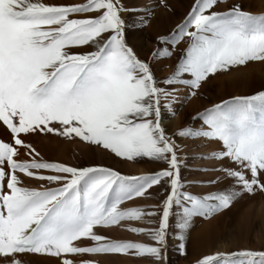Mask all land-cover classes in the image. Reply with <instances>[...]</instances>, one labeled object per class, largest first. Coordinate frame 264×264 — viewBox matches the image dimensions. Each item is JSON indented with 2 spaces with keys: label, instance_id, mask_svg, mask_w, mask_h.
<instances>
[{
  "label": "snow or ice",
  "instance_id": "snow-or-ice-1",
  "mask_svg": "<svg viewBox=\"0 0 264 264\" xmlns=\"http://www.w3.org/2000/svg\"><path fill=\"white\" fill-rule=\"evenodd\" d=\"M222 2L194 0L176 29L159 37L161 45L170 44L173 49L181 42L187 45L173 74L162 81L164 85H185L195 96L211 74L264 61V13H250L239 4L216 10ZM124 11L129 9L121 0L71 5L0 0V123L13 134L15 145L35 153L21 134L74 135L128 161L149 158L168 165L154 174L123 175L107 167L77 168L35 157L21 162L15 159L17 147L0 141V255L13 256L11 264H22L15 255L23 253L63 256L61 264H74L66 258L69 255L130 252L161 261L174 206L178 209L176 238L181 241L178 250L185 254V233L193 218H211L244 192H264V91L206 108L193 117L202 122L200 129L184 127L175 134L221 142V149L206 158L229 164L214 168L223 177L207 183L217 184L224 178L234 181L204 195L184 191L183 160L162 125V108L171 111L179 90L160 86L150 63L128 45ZM84 13L97 15L74 18ZM85 46L94 50L73 51ZM172 55L169 47H161L152 57ZM40 170L54 174L44 175ZM17 173L57 186H23ZM162 184L168 194L153 210L121 207ZM145 216L158 217V226L128 230L146 233L154 245L112 240L95 231ZM84 239L94 245H82ZM198 264H264V251L216 253Z\"/></svg>",
  "mask_w": 264,
  "mask_h": 264
},
{
  "label": "rangeland",
  "instance_id": "rangeland-1",
  "mask_svg": "<svg viewBox=\"0 0 264 264\" xmlns=\"http://www.w3.org/2000/svg\"><path fill=\"white\" fill-rule=\"evenodd\" d=\"M43 2L71 5L86 3V0H43ZM121 3L126 9H129V11H124L121 14L126 25V42L136 51L141 60L150 63L155 78L161 82L160 86L179 90L176 102L171 105V111L162 108V125L166 133L175 140L178 146L177 155L183 160L180 174L182 182L186 185L184 191L194 195H204L232 185L234 181L231 178H224L213 185L207 183L217 177H223V172L213 169L220 167L221 164L228 165L229 162L206 158V151L203 147L207 145L203 147L202 145L205 140L212 145L214 144L216 146L214 151H217L221 149V142L207 138H184L175 134L184 127L200 129L202 122L194 121L193 117L206 108L237 96H250L264 91V61L248 62L244 66H236L226 71L211 74L196 90V95L191 96L192 89L185 85L169 86L162 83L166 77L173 74L187 45L181 42L173 49L170 44L161 45L159 37L169 36L176 29L177 25L188 16L194 0H121ZM234 4L241 5L244 10L253 14L264 13V0H223L216 10L224 11ZM96 15L97 13H84L74 18H89ZM161 47H169L173 51V55L170 58L154 59L152 57L153 52ZM93 50L94 47L92 46L73 49L77 52ZM180 89L183 91L180 92ZM173 111L175 115L172 114ZM52 126L61 127L59 124ZM204 127L206 129V126ZM20 138L25 144H30L31 148L35 149V153H39V156H35V153H32L29 148L15 145L13 134L5 125L0 123V141L8 142L17 147L18 155L15 159L21 162L30 161L35 157L37 160L58 162L77 168L107 167L123 175L154 174L168 167L164 162L149 158H136L133 161H128L74 135L72 138H67L55 133L36 131L21 134ZM196 162L198 163L195 164ZM230 166L235 167L234 164ZM5 170H8L7 165H5ZM40 173L44 175L54 174L47 170H40ZM17 174L22 179L23 186L37 189L41 185L45 187L57 186L27 177L23 173ZM166 187L163 184L155 186L149 190V194L145 197L126 201L121 207L124 209L142 207L145 212L151 211L153 210L152 206L162 204L168 194L165 191ZM5 191H7L6 188ZM259 202L264 203V192L259 190L255 194L244 192L229 208L211 218L199 216L193 218L190 229L185 233V254H181V251L178 250L181 241L176 238L179 233L176 227L178 209L174 206L173 214L170 216L167 246L164 249L165 259L161 261L150 256H139L134 252L128 254H76L66 258L73 260L74 264L88 261H95L97 264H198V261L203 257L216 253H232L240 250L264 251V210L260 209L262 206ZM148 221H153V223ZM158 221L159 218L156 216H145L142 220H126L122 221L120 225L108 228L97 227L95 231L97 234L112 240L154 245V241L146 233L136 234L128 229L133 227L153 229L158 226ZM80 243L82 245H94V242L87 239ZM63 258L65 257L57 258L30 253L15 255V259L20 260L22 264H61ZM12 260L13 256L11 255H0V264H11Z\"/></svg>",
  "mask_w": 264,
  "mask_h": 264
},
{
  "label": "bare ground",
  "instance_id": "bare-ground-1",
  "mask_svg": "<svg viewBox=\"0 0 264 264\" xmlns=\"http://www.w3.org/2000/svg\"><path fill=\"white\" fill-rule=\"evenodd\" d=\"M149 1V0H148ZM144 2H146V1H144ZM148 3V2H147ZM146 3V4H147ZM183 89V88H182ZM182 89H180V92H182L183 90ZM178 93H179V91H178ZM182 97V96H181ZM201 139V138H200ZM203 139V138H202ZM204 145H207L206 147H203ZM209 146H210V148H209ZM202 147L205 149V153H206V157H208L211 153H213V151L215 150V148H216V146H214V144L212 145L210 142H206L205 140H204V144L202 145ZM198 162H196L195 164H197ZM260 203V202H259ZM263 204V205H262ZM259 205V204H258ZM258 205H257V207H258ZM260 205L262 206L261 208H260ZM260 205H259V208L260 209H263L264 210V203H260ZM259 209V210H260ZM257 210V209H256ZM258 211V210H257ZM259 212V211H258ZM209 239V238H208ZM224 245V244H223Z\"/></svg>",
  "mask_w": 264,
  "mask_h": 264
}]
</instances>
